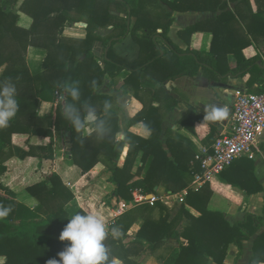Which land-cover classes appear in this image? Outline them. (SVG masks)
Returning <instances> with one entry per match:
<instances>
[{"label": "trees", "instance_id": "16d2710c", "mask_svg": "<svg viewBox=\"0 0 264 264\" xmlns=\"http://www.w3.org/2000/svg\"><path fill=\"white\" fill-rule=\"evenodd\" d=\"M161 1L172 12L222 10L224 13L179 33L187 45L182 50L169 37L174 23L172 13L153 10L158 6L157 0H0V82L10 81L15 85L19 104V111L9 126L0 129V190L6 195V198L0 195V205L12 207L10 214L0 219V264H47L50 259L59 260L58 253L70 243L59 240L71 217L66 207L106 171L111 173L109 183L115 186L109 198L124 201L131 200L136 190L148 196L154 194L156 187L179 193L191 185L193 175L200 171L198 160L186 167L180 159L176 162L170 159L161 142V118L157 109L136 116L128 124L126 135L120 137V119L105 107V101L111 105L112 98L98 92L105 82H110L112 87L118 74L128 72L123 92L130 95V87L140 89V78L145 74L154 77L156 72V79L166 82L194 78L203 71L211 72L225 83L228 78L249 76L247 93L264 92V67L258 64L261 61L258 53L251 59L242 57L244 46H241L238 51L229 49L237 59L236 66L226 58L229 53L223 47L240 42L238 35L242 26L235 12H225L224 0ZM228 1L240 2L239 7L248 3V0ZM112 5L125 18L114 15ZM22 15L29 19V28L19 26ZM132 19L136 22L131 27ZM74 20H85L87 25L85 39L75 43L61 38L65 25ZM108 27L112 33L107 38L96 35L97 29ZM262 30L264 10H259L252 15L247 31L255 40ZM129 36L140 47V57L134 63L125 61L114 51ZM243 38L249 47L253 46L247 35ZM98 41L107 51L101 58L92 50ZM31 47L47 51L44 72L37 76H32L26 65ZM65 83L79 89V99L71 97ZM58 91L66 93L65 108L72 105L84 126L88 111H95L98 120L94 134L84 137V128L77 132L65 108L60 106L55 119L38 114L39 104L54 103ZM137 125L148 135L135 132ZM54 131L69 134L70 157L82 172V179L70 187L53 170ZM119 141L126 146L124 159L125 152H117ZM17 148L24 150L22 157L17 156ZM150 158L153 160L143 178ZM236 172L237 175H231ZM185 173L189 174L188 178ZM221 178L225 183L214 179L199 190H191L174 219L170 210L160 203L156 204L161 212L158 220L145 217L152 212L148 205L116 218L109 226L120 227L123 236L119 240L109 236L105 241L110 259L115 261L121 254L123 264H144L145 257L155 255L161 245L173 241L177 248L170 250L163 264H225L230 245L238 248V260L243 242L251 240L264 227V208L260 216L247 214L243 222L231 226L223 213L209 209V202L218 193L229 201L241 203L244 196L238 197L237 190L252 195L264 192V188L256 180L255 163L247 158L232 164ZM39 208L47 213L45 219L16 224L21 211L32 213ZM78 213L86 214L82 210ZM138 219L144 225L134 240L126 243ZM262 244L264 234L255 242V255L250 264L264 261L258 252Z\"/></svg>", "mask_w": 264, "mask_h": 264}, {"label": "crops", "instance_id": "0c3cea01", "mask_svg": "<svg viewBox=\"0 0 264 264\" xmlns=\"http://www.w3.org/2000/svg\"><path fill=\"white\" fill-rule=\"evenodd\" d=\"M19 1L24 2L25 0ZM224 2L227 4L225 12H235L242 26V30H240L241 33L238 35L240 42H237L234 46L230 45L229 48L223 47L225 50L224 52L229 53L226 57L229 64L233 66L237 65V59L233 53H230L231 51L229 49L238 51L241 46H244L240 53L241 56L251 59L258 53L261 57V61L258 62V64L264 67V30L258 33L256 32L257 36L255 40L252 39L247 31V25H250L252 15L259 10H264V0H248L247 4L240 7V2L234 3L228 0H224ZM237 8L238 12L236 10ZM168 13H172L174 19L169 37L175 45L182 50H186L187 45L179 37V33L200 23L215 19L222 15L224 11L218 10L216 13L194 11L183 13L170 11ZM29 25L30 21L26 16L20 18V27L29 28ZM111 33V27L99 28L96 30V35L101 39L107 38ZM86 35L87 25L85 20H74L65 25L61 38L75 43L76 41L84 40ZM245 35L251 40L253 46L249 47L247 42H244L245 40L243 37ZM159 46L161 48L164 47L162 42H159ZM92 50L94 55L99 58L103 57L107 52L101 41L95 42ZM114 51L119 57L129 63L136 62L140 57V47L132 41L131 37L117 44L114 47ZM46 57V50L35 47L29 48L26 56V65L32 76H37L44 72L43 66ZM222 65H225V63ZM157 74L158 73L155 72L154 77L147 74L142 75L140 78V89L136 90L134 87H130V95H126L123 92L125 80L130 75L128 72L118 74L112 87H109L110 82H105L98 92L112 98L109 111L114 112L120 119L119 125L122 129L120 137L126 135L128 124L136 116L141 113H146L151 109H157L159 117L161 118V142L164 150L168 153L172 161L176 162L177 159H180L184 166L187 167L188 164L191 166L193 161L198 160L203 152H211L217 139L223 133L227 132L234 106L230 104L229 97H235L238 93H247L249 76L245 78H228L227 83H225V80L217 78L211 72L200 71L194 78L181 77L173 81L160 82L156 79ZM215 84H220V93L215 92ZM255 87H257V85H255ZM57 93L54 103L41 102L39 104L38 114L40 116L46 115L54 119L56 118L58 107L64 106V103L58 102ZM212 104L221 107L226 105L229 108L228 122L226 125L223 124L224 120L219 122L204 121L205 111L207 107ZM97 120L95 122L85 121L83 131L84 137L90 136L96 132L95 123ZM134 131L148 135L147 131L142 126L137 125ZM54 137L55 161L53 170L61 177L63 183L70 187L82 179V172L70 157L71 144L69 134L54 131ZM125 148L126 146L119 141L117 152L124 153ZM23 153V149L17 148L16 154L18 157H22ZM123 156L124 159L126 152ZM245 158L251 159L255 163L256 180L260 186L264 188V140L258 151ZM152 160L153 158L149 159L146 169L142 174L143 178L146 176ZM184 175L187 178L189 177L188 173ZM231 175H237V172ZM110 177L111 173L106 171V173L99 175L85 189L80 191L76 199L66 207L68 214L72 216L80 210L85 213H99L104 217L108 225L111 224L116 219L115 214L118 205L124 203L127 206L128 202L123 199L109 198L115 191V186L109 183ZM217 180L225 183L221 176L217 178ZM254 188L255 185L253 189ZM199 189L201 188L192 187L191 182L188 188L178 194ZM2 193L4 192L0 190V195L4 196L5 194L2 195ZM237 193L239 194L238 197L241 195L244 196L241 203L229 201L220 194L215 193L208 205L210 210L223 213L226 221L231 226H234L238 222H243L247 214L260 216L264 208V192L247 195L239 189ZM167 194L173 193L167 192L164 187H156L155 193L151 195L165 197ZM179 206L180 207L175 210L171 219L177 216L183 204H179ZM189 211L194 216H198L197 212L194 210L189 208ZM142 224L140 220L133 231H137ZM262 234H264V227L251 240L243 242L242 254L238 260V248L235 245H230L225 264H250V261L255 255V242ZM258 252L264 257V244L258 247ZM260 264H264V261Z\"/></svg>", "mask_w": 264, "mask_h": 264}, {"label": "clouds", "instance_id": "9594fccd", "mask_svg": "<svg viewBox=\"0 0 264 264\" xmlns=\"http://www.w3.org/2000/svg\"><path fill=\"white\" fill-rule=\"evenodd\" d=\"M64 87L74 100L79 99L80 92L77 87H70L68 83H65ZM105 107H111L108 101H105ZM18 111L15 85L10 81L0 82V129L7 128ZM75 113L76 109L72 105L65 108V114L79 132L84 128V122ZM228 116L229 108L226 105L221 107L212 104L205 111L204 121L219 122ZM85 120L95 122L97 120L95 111L89 110ZM11 211L10 205H0V219L7 217ZM109 236L113 240H119L123 232L118 226L110 227L99 213H76L70 217L59 236L60 241L70 243L58 253L59 260L53 258L48 260L47 264H115V261L110 259V249L105 243Z\"/></svg>", "mask_w": 264, "mask_h": 264}, {"label": "built area", "instance_id": "2783aa9c", "mask_svg": "<svg viewBox=\"0 0 264 264\" xmlns=\"http://www.w3.org/2000/svg\"><path fill=\"white\" fill-rule=\"evenodd\" d=\"M60 103L66 102L63 92L57 93ZM264 140V92L261 94L238 93L235 96L231 122L226 133H223L213 145L211 152H203L199 158L200 172L195 174L192 187L202 188L214 179L219 178L236 161L253 155L260 149ZM188 191L179 196L167 194L165 197L144 195L139 190L132 193L133 206L148 203L155 206L164 199H178L182 204ZM128 207L124 203L118 205L116 218L123 216Z\"/></svg>", "mask_w": 264, "mask_h": 264}, {"label": "rangeland", "instance_id": "374dc122", "mask_svg": "<svg viewBox=\"0 0 264 264\" xmlns=\"http://www.w3.org/2000/svg\"><path fill=\"white\" fill-rule=\"evenodd\" d=\"M157 2H158V6L156 8H153V10L155 12H157L158 10H161V11L163 10L164 12H170V11H172L170 9V7L168 5H166L165 3H163L161 0H157ZM13 8L14 7H11L10 9H13ZM157 8H158V10H157ZM111 10L113 11L112 13L114 15H118L119 18H121V19L122 18H125L124 15L117 14V11H116L117 10V6L116 5H112L111 6ZM135 22H136V19H132L131 20V27L135 24ZM132 41L135 43V41L133 39H132ZM65 105H66V102L64 103V106H61V107L62 108L63 107L65 108ZM181 194L176 193V194H173V196L176 197V196H179ZM2 195H4V193H2ZM2 197H5L6 198V195H4ZM164 200H165V203L164 202L163 203H160L159 202V203L162 204V205H164V206H166L170 210V214H171V218H172L175 210H177L178 207H180L179 204L177 203L178 199L172 198V199H169V200L168 199H164ZM185 200H186V198H184V201L182 203L183 205H184ZM127 202H128L127 203V207L129 208L127 212H129L131 210H134V209H136L138 207H141L143 205H148L151 208V211L152 212L150 214L145 215V217L150 218V219H153V220H158L160 218L161 212H160L159 208H157V205L156 204H155V206H151L148 203H142L140 205L133 206V197H132L131 200H129ZM46 217H47V213L42 208H39L35 212H32V213H26L25 211H21L20 212V217H19V219H17L16 224H19L22 221H41V220L45 219ZM140 220L143 223L141 225V227L144 225V221L142 219H138L137 222L135 223V225L130 230V232L128 234L129 239L126 241V243L131 242L136 237V234L140 230L141 227L137 231H133V229H134V227L137 225V223ZM176 228H178V225L176 226ZM172 248H177V245L173 241L161 245L155 255H153V256H147V257H145L143 259L144 264H163L164 261H165V259L168 257V255L170 253V250ZM115 264H123L121 262V254L119 256H116Z\"/></svg>", "mask_w": 264, "mask_h": 264}, {"label": "water", "instance_id": "95a60500", "mask_svg": "<svg viewBox=\"0 0 264 264\" xmlns=\"http://www.w3.org/2000/svg\"><path fill=\"white\" fill-rule=\"evenodd\" d=\"M118 1H120V0H118ZM106 54H107V52H106ZM214 88H215V90L217 92H220V90H221V87L218 84H215ZM229 100H230V104L233 106L234 105L235 97H233V96L232 97H229ZM227 122H228V119H225L223 124L226 125Z\"/></svg>", "mask_w": 264, "mask_h": 264}]
</instances>
